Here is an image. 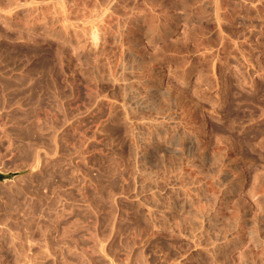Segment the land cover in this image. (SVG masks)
Listing matches in <instances>:
<instances>
[{"label":"rangeland","instance_id":"374dc122","mask_svg":"<svg viewBox=\"0 0 264 264\" xmlns=\"http://www.w3.org/2000/svg\"><path fill=\"white\" fill-rule=\"evenodd\" d=\"M61 1L0 0V264H264V0Z\"/></svg>","mask_w":264,"mask_h":264},{"label":"bare ground","instance_id":"6f19581e","mask_svg":"<svg viewBox=\"0 0 264 264\" xmlns=\"http://www.w3.org/2000/svg\"><path fill=\"white\" fill-rule=\"evenodd\" d=\"M24 1H25V0H24ZM34 1H35V0H34ZM58 1H59V0H58ZM63 1H64V0H63ZM63 1H61V2H63ZM201 1H204V0H201ZM208 1L210 2V0H208ZM212 1H213V0H212ZM212 1H211V2H212ZM218 1H219V0H218ZM218 1H216V2H217L216 4H218ZM222 1H224V0H222ZM230 1H231V0H230ZM249 1H250V0H248L247 2H249ZM254 1H255V0H254ZM258 1H259V0H258ZM49 2H50V1H49ZM192 2H193V0H192ZM196 2H197V1H196ZM205 2H206V3H205ZM205 2H204V3H205V6H207L206 4H208V6H209V2H208V3H207V1H205ZM213 2H214V1H213ZM227 2H229V0H227ZM231 2H234V3H235V1H233V0H232ZM240 2H242V0H241ZM245 2H246V1H245ZM251 2H252V1H251ZM256 2H257V1H256ZM29 3H30V2H29ZM59 3H60V2H59ZM175 3H177V2H175ZM189 3H190V0H189ZM189 3H188V4H189ZM194 3H195V2H194ZM201 3H202V2H201ZM201 3H200V4H201ZM214 3H215V2H214ZM214 3H212L213 6L215 5ZM220 3L223 4L222 2H220ZM242 3H244V1H243ZM253 3H254V2H253ZM26 4H27V3H26ZM44 4H45V2H44ZM44 4H43V5H44ZM52 4H54V2H53ZM63 4H64V3H63ZM186 4H187V3H186ZM186 4H185V5H186ZM195 4H196V3H195ZM212 4H211V5H212ZM225 4H226V6H227V3H225ZM231 4H232V3H231ZM231 4H230V5H231ZM236 4H237V3H236ZM238 4H239V3H238ZM261 4H262V3H261ZM60 5H61V4H60ZM111 5H112V4H111ZM185 5H184V6H185ZM189 5H192V4H189ZM193 5H194V4H193ZM198 5H199V4H198ZM201 5H202V4H201ZM211 5H210V6H211ZM241 5H242V4H241ZM243 5H244V4H243ZM20 6H21V5H20ZM25 6H27V5H25ZM68 6H69V5H68ZM199 6H200V5H199ZM199 6H198V7H199ZM203 6H204V5H203ZM205 6H204V7H205ZM222 6H223V5H222ZM226 6H225V7H226ZM232 6H233V5H232ZM245 6H247V5H244V8H245ZM31 7H32V6H31ZM38 7H39V6H38ZM64 7H65V6H64ZM64 7H63V8H64ZM110 7H111V6H110ZM185 7L187 8L188 5L185 6ZM214 7H215V6H214ZM214 7H213V8H214ZM216 7H217V5H216ZM216 7H215V8H216ZM218 7H219V6H218ZM220 7H221V6H220ZM234 7H235V6H234ZM234 7H233V9H234ZM236 7H237V6H236ZM236 7H235V8H236ZM241 7H243V6H241ZM247 7H249V4H248ZM25 8H26V7H25ZM86 8H87V7H86ZM112 8H113V7H112ZM151 8H152V7H151ZM190 8H191V7H190ZM195 8H196V7H195ZM199 8H200V7H199ZM205 8H207V7H205ZM211 8H212V6H211ZM221 8H222V7H221ZM226 8H227V7H226ZM226 8H225V9L222 8V9L227 10ZM228 8H229V6H228ZM238 8H239V5H238ZM249 8H250V7H249ZM252 8H253V7H252ZM105 9H106V8H105ZM191 9H192V8H191ZM207 9H208V8H207ZM231 9H232V8H230L229 10L231 11ZM260 9H261V8H260ZM9 10H10V9H9ZM63 10H64V9H63ZM111 10H112V9H111ZM184 10H185V9H184ZM196 10H197V8H196ZM203 10L206 11V9H204V8H203ZM203 10H202V12H203ZM209 10H210V9H209ZM215 10H217V9H215ZM6 11H7V10H6ZM6 11H5V12H6ZM142 11H143V10H142ZM185 11H186V10H185ZM187 11H189V9H188ZM199 11H200V9H199ZM207 11H208V10H207ZM217 11H218V10H217ZM217 11H216V12H217ZM221 11H223V10H221ZM8 12H9V11H7V13H8ZM82 12H83V11H82ZM104 12H105V11H104ZM196 12H197V11H196ZM208 12H209V11H208ZM216 12H215V13H216ZM223 12H224V11H223ZM232 12H233V11H232ZM232 12H231V13H232ZM250 12H251V11H250ZM107 13H108V12H107ZM178 13H179V12H178ZM193 13H195V11H194ZM209 13L211 14V10H210ZM229 13H230V12H229ZM229 13H228V14H229ZM255 13H256V12H255ZM257 13H258V12H257ZM36 14H37V13H36ZM110 14H111V13H110ZM130 14H131V13H130ZM132 14L134 15L133 12H132ZM185 14H186V13H185ZM203 14L205 15L206 13H203ZM217 14H218V13H217ZM258 14H259V13H258ZM108 15H109V14H108ZM112 15H113V14H112ZM190 15L192 16L191 13H190ZM193 15H194V14H193ZM197 15H198V14H197ZM197 15H195L194 17L196 18ZM201 15H202V14H201ZM211 15H212V14H211ZM219 15H220V14H219ZM219 15H218V16H219ZM221 15H223L222 12H221ZM226 15H227V14H226ZM101 16H102V14H101ZM141 16H142V15H141ZM187 16H189V13L187 14ZM209 16H210V15H209ZM214 16H215V15H214ZM102 17H103V16H102ZM104 17H106V16H104ZM111 17H112V16H111ZM122 17H123V16H122ZM128 17H129V14H128ZM131 17H132V16H131ZM138 17H140V15H139ZM194 17H192V19H193ZM199 17H200V15H199ZM204 17H205V16H203L202 18H204ZM211 17H213V16H211ZM226 17H228V16H226ZM93 18H94V17H93ZM99 18H100V16H99ZM106 18H107V19H110V16H108V17H106ZM106 18H105V19H106ZM120 18H121V17H120ZM124 18H125V16H124ZM144 18H145V17H144ZM190 18H191V17H190ZM190 18H189V19H190ZM195 18H194V20H195V24H194V26H195L196 23H197L196 21H200V18H198V16H197V18H198L199 20H196ZM206 18H208V16H207ZM214 18H215V17H214ZM214 18H213V19H214ZM220 18H221V17H220ZM224 18H225V14H224ZM224 18H223V19H224ZM229 18H230V17H229ZM258 18H259V17H258ZM133 19H134V18H133ZM136 19H137V17H136ZM217 19H218V17H217ZM217 19H214V20L217 21ZM225 19H226V18H225ZM65 20H66V19H65ZM85 20H86V19H85ZM117 20H118V19H117ZM117 20H116V21H117ZM120 20H121V19H120ZM120 20H119V21H120ZM122 20H123V19H122ZM125 20H126V19H125ZM131 20H132V19H131ZM140 20H141V19H140ZM142 20H143V19H142ZM209 20L213 21L212 18L209 19ZM209 20H208V23H209ZM218 20H219V19H218ZM230 20H231V19H230ZM230 20H229V23H230ZM76 21H77V20H76ZM105 21H106V20H105ZM105 21L102 20V22H105ZM127 21H129V20H127ZM133 21H135V20H133ZM138 21H139V20H136L135 22L138 23ZM144 21H146V20H144ZM201 21H202V20H201ZM215 21H214V24L216 23ZM219 21H220V20H219ZM221 21H222V20H221ZM223 21H224V20H223ZM87 22H88V21H87ZM89 22H91V21L89 20ZM89 22H88V23H89ZM98 22H99V21H98ZM102 22H101V24H102ZM106 22H107V21H106ZM114 22H115V21H114ZM191 22H193V21H191ZM205 22L207 23V21H205ZM239 22H240V21H239ZM64 23H65V22H64ZM93 23H94V22H93ZM107 23H108V22H107ZM109 23L112 24L113 21H112V23H111V22H109ZM118 23H119V22H116V25H117ZM120 23H121V22H120ZM122 23H123V22H122ZM122 23H121L120 26H123ZM125 23H126V22H125ZM130 23H131V21H130ZM137 23H136V25H137ZM140 23L142 24V22H139V25H141ZM143 23H144V22H143ZM206 23H205V24H206ZM208 23H207V24H208ZM224 23H226V21H224ZM232 23H233V22H232ZM232 23H230V24H232ZM65 24H66V23H65ZM99 24H100V23H99ZM105 24H106V23H105ZM200 24H201V23H200ZM207 24H206V25H207ZM211 24H212V22H211ZM217 24H218V22H217ZM221 24H222V23H221ZM221 24H220V25H221ZM227 24H228V23H227ZM251 24H252V23H251ZM90 25H91V24H90ZM90 25H89V26H90ZM95 25H96V24H95ZM112 25H113V24H112ZM130 25L132 26L133 23L130 24ZM139 25H138V26H139ZM208 25H209V24H208ZM225 25H226V24H225ZM228 25H229V24H228ZM244 25H245V24H244ZM93 26H94V25H93ZM101 26H102V25H101ZM106 26H107V25H106ZM118 26H119V25H118ZM125 26H126V25H125ZM127 26H128V25H127ZM157 26H158V25H157ZM201 26H202V25H201ZM213 26H214V25H213ZM215 26H216V25H215ZM241 26H242V25H241ZM253 26H254V25H253ZM86 27H88V26H86ZM90 27H91V26H90ZM94 27H96V26H94ZM104 27H105V26H104ZM109 27H110V26H109ZM114 27H115V24H114ZM114 27H113V28H114ZM133 27L135 28V25H134ZM139 27H140V26H139ZM142 27H143V26H142ZM204 27H205V26H204ZM204 27H203V28H204ZM206 27H207V26H206ZM219 27H220V26H219ZM225 27H227V26H225ZM230 27H231V26H230ZM230 27H228V28H230ZM243 27H245V26H243ZM243 27H242V28H243ZM247 27H248V26H247ZM88 28H89V27H88ZM88 28H87V30H88ZM99 28H100V27H99ZM105 28H107V27H105ZM122 28H124V27H122ZM126 28H127V27H126ZM129 28H130V27H128V29H129ZM197 28H198V26H197ZM201 28H202V27H201ZM210 28H211V27H210ZM213 28H214V27H213ZM222 28H224V27H222ZM228 28H227V29H228ZM262 28H263V27H262ZM85 29H86V28H85ZM85 29H83V30H85ZM89 29H90V28H89ZM107 29H108V28H107ZM109 29H110V28H109ZM109 29H108V31H109ZM120 29H121V28H120ZM136 29H137V28H136ZM217 29H219V28H217ZM225 29H226V28H225ZM227 29H226V31H228L227 33H229L231 30L229 31V30H227ZM233 29H234V28H233ZM252 29H253V28H252ZM98 30H99V29H98ZM110 30H111V29H110ZM115 30L117 31L118 28H117V29L115 28ZM115 30L113 29L114 32H116ZM121 30H122V29H121ZM121 30H119V31L121 32ZM123 30H124V29H123ZM125 30H127V29H125ZM194 30H195V29H194ZM209 30H210V29H209ZM221 30H222V29H221ZM246 30H247V28H246ZM249 30H250V29H249ZM249 30H248V31H249ZM88 31H89V30H88ZM88 31H87V32H88ZM214 31H215V30H214ZM224 31H225V30H224ZM236 31H237V30H236ZM256 31H257V30H256ZM87 32H86L85 34H87ZM89 32H90V31H89ZM94 32H95V31H94ZM109 32H110V31H109ZM111 32H112V30H111ZM114 32H113V34L116 35ZM180 32H181V31H180ZM193 32H194V31H193ZM222 32H223V30H222ZM232 32H233V30H232ZM232 32H231V33H232ZM116 33H117V32H116ZM121 33L124 34L123 32H121ZM121 33H120V34H121ZM240 33H241V32H240ZM240 33H236V34H239V35H240ZM244 33H245V32H244ZM110 34H111V33H110ZM113 34H112V35H113ZM117 34H118V33H117ZM219 34H220V33H219ZM233 34H234V33H233ZM236 34H235V35H236ZM95 35H96V34H95ZM112 35H111V36H112ZM114 35H113V36H114ZM124 35H126V34H124ZM224 35H225V34H224ZM230 35H231V34H230ZM235 35H234V36H235ZM90 36H91V35H90ZM97 36H98V34H97ZM105 36H106V35H105ZM120 36H121V35H120ZM120 36L117 35V39H118V37H120ZM237 36H238V35H237ZM250 36H251V35H250ZM122 37H123V36H122ZM240 37H241V36H240ZM243 37L245 38V36H243ZM243 37H242V38H243ZM252 37H253V36H252ZM93 38L97 39L96 36H95V37L93 36ZM93 38H92V39H93ZM233 38H234V37H233ZM237 38L240 40L239 37H237ZM237 38H236V40H237ZM242 38H241V39H242ZM244 38H243V39H244ZM250 38H251V37H250ZM114 39H116L115 36H114ZM114 39H111V40L115 41ZM247 39H248V38H247ZM231 40H232V39H231ZM234 40H235V39H234ZM228 41H229V40H228ZM237 41H238V40H237ZM254 41H255V40H254ZM93 42H95V41L93 40ZM93 42H92V43H93ZM233 42H235V41H233ZM233 42H232V43H233ZM241 42H242V41H241ZM245 42H247V41H245ZM248 43H249V41H248ZM248 43L245 44V45H244V43H243V45H244V46H249ZM94 44H95V43H94ZM238 44H239V43H238ZM96 45H97V42H96ZM175 45H176V44H175ZM239 45H240V44H239ZM241 45H242V44H241ZM261 45H262V44H261ZM234 46H235V45H234ZM236 46H237V45H236ZM240 47H241V46H240ZM78 48H79V47H78ZM237 48H238V47H237ZM257 48H258V47H257ZM245 49H246V48H245ZM236 50H237V49H236ZM239 50H240V49H239ZM242 50H243V48H242ZM262 50H263V49H262ZM243 51H244V50H243ZM237 52H238V51H237ZM241 52H242V51H241ZM245 52H246V51H245ZM263 52H264V51H263ZM239 53H240V52H239ZM243 53H244V52H243ZM246 53H247V52H246ZM180 56H181V55H180ZM255 56H256V55H255ZM90 58H91V57H90ZM182 58H183V57H182ZM256 58H257V57H256ZM178 59H179V58H178ZM111 60H112V59H111ZM241 60H242V59H241ZM244 60H245V59H244ZM249 61H250V60H249ZM239 62H240V61H239ZM137 63H138V62H137ZM177 63H178V62H177ZM225 63H226V62H225ZM250 63H251V62H250ZM259 63H260V62H259ZM77 64H78V63H77ZM120 64H121V63H120ZM182 64H183V63H182ZM79 65H81V63H80ZM262 65H264V64H262ZM89 66H90V65H89ZM247 66H248V65H247ZM250 66H251V65H250ZM259 66H260V65H259ZM263 67H264V66H262V69H263ZM177 68H178V67H177ZM179 68H180V67H179ZM247 68H248V67H247ZM250 68H251V67H250ZM256 68H258V67H256ZM260 68H261V67H260ZM212 69H213V68H212ZM254 70H255V69H254ZM258 70H259V69H258ZM259 71H260V70H259ZM263 72H264V70H263ZM263 72H262V73H263ZM248 73H249V72H248ZM252 74H253V73H252ZM244 75H245V74H244ZM243 78H244V76H243ZM248 79H249V78H248ZM244 80H245V79H244ZM246 80H247V79H246ZM239 81H240V80H239ZM256 81H257V80H256ZM93 82H94V81H93ZM240 82H241V81H240ZM244 82H245V81H244ZM252 82H254V80H252ZM258 82H260V81H258ZM245 83H246V82H245ZM256 83H257V82H256ZM118 84H119V83H118ZM126 84H127V83H126ZM253 84H254V83H253ZM257 84H259V83H257ZM128 85H129V84H128ZM240 85H241V84H240ZM122 86H123V85H122ZM242 86H243V85H242ZM254 86H255V85H254ZM128 87H129V86H128ZM256 87H257V85H256ZM262 87H263V86H262ZM252 88H255V87H252ZM123 89H125V90H126V89H127V90H130V89H128V88H123ZM172 90H173V89H172ZM255 90H256V89H255ZM257 90H258V89H257ZM260 90H261V89H260ZM130 91H131V90H130ZM170 91H171V90H170ZM128 92H129V91H128ZM176 92H177V91H176ZM178 92H179V91H178ZM258 92H259V91H258ZM131 93H132V92H131ZM131 93H130V95L134 94V93H132V94H131ZM163 93H164V92H163ZM170 93H171V92H170ZM158 94H159V93H158ZM172 94H173V93H172ZM127 95H128V94H127ZM132 96H133V95H132ZM134 97H136V96H134ZM134 97H133V98H134ZM130 99L133 100V99L131 98V96H130ZM134 99H136V98H134ZM124 100H125V99H124ZM140 100H141V99H140ZM136 101H138V100L136 99ZM144 101L146 102V100H144ZM182 101H183V100H182ZM124 102H125V101H124ZM139 102H141V101H139ZM139 102H137V104H138ZM251 103H253V102H251ZM137 104H136V105H137ZM139 104H140V103H139ZM149 104H150V103H149ZM145 105H146V104H145ZM147 105H148V104H147ZM147 107H148V106H147ZM141 108H142V104H141ZM143 108H144V107H143ZM148 108H149V107H148ZM150 108H151V107H150ZM159 109H160V108H159ZM128 111H129V110H128ZM155 111H156V110H155ZM166 111H167V110H166ZM124 114H125V113H124ZM124 116H125V115H124ZM155 116H156V115H155ZM158 116H159V115H158ZM160 116H161V115H160ZM127 117H128V116H127ZM161 117H162V116H161ZM125 119H126V118H125ZM173 119H174V118H173ZM170 121H171V120H170ZM173 121H174V120H173ZM125 122H126V121H125ZM173 124H174V123H173ZM156 132H157V131H156ZM177 133H178V132H177ZM149 136H150V135H149ZM130 138H131V137H130ZM128 139H129V138H128ZM177 139H178V138H177ZM176 144H177V143H176ZM186 146H187V145H186ZM188 147H189V146H188ZM182 149H183V148H182ZM193 150H194V149H193ZM183 151H184V150H183ZM54 153H55V152H54ZM42 154H43V153H42ZM181 154H182V153H181ZM184 154H185V153H184ZM45 155H46V154H45ZM49 155H50V154H49ZM49 155H48V156H49ZM40 157H41V156H40ZM45 157H46V156H45ZM38 158H39V157H38ZM133 158H134V157H133ZM177 158H178V157H177ZM149 159H150V157H149ZM160 159H161V158H160ZM155 160H156V159H155ZM51 162H52V161H51ZM133 163H134V162H133ZM139 165H140V164H139ZM162 166H163V165H162ZM167 166H168V165H167ZM167 166H166V167H167ZM158 167H159V166H158ZM169 167H170V166H169ZM159 168H160V167H159ZM167 168H168V167H167ZM163 169H164V168H163ZM160 172H162V171H160ZM179 172H181V171H179ZM162 173H163V172H162ZM166 173H167V172H166ZM164 174H165V173H164ZM169 176H170V175H169ZM160 177H161V176H160ZM178 177H179V176H178ZM101 178H102V177H101ZM166 181H167V180H166ZM169 181H170V180H169ZM188 181H189V180H188ZM188 181H187V182H188ZM29 183H30V182H29ZM156 183H157V182H156ZM134 188H135V187H134ZM135 189H136V188H135ZM188 189H189V188H188ZM190 189H191V187H190ZM21 191H23V190L21 189ZM28 191H29V190H27V192H28ZM96 191H97V190H96ZM103 191H104V190H103ZM137 191H138V190H137ZM139 191H140V190H139ZM177 191H178V190H177ZM24 192H25V191H24ZM98 193H99V192H98ZM153 193H155V192H153ZM153 193H152V194H153ZM22 194H23V193H22ZM22 194H21V195H22ZM24 194H25V193H24ZM28 194H29V196H30L31 193L28 192ZM138 194H139V193H138ZM141 194H142V193H141ZM177 194H179V193H177ZM26 195H27V194H26ZM26 195H24V197H25ZM99 195H100V194H99ZM157 195H158V194H157ZM27 196H28V195H27ZM31 196H32V194H31ZM72 196H73V195H72ZM139 196H140V195H139ZM150 196H151V195H150ZM153 196H154V195H153ZM153 196H151V197H153ZM155 196H156V195H155ZM49 197H50V196H49ZM99 197H100V196H99ZM104 197H105V196H104ZM148 197H149V196H148ZM31 198H33V196H32ZM31 198H29V199H31ZM46 198H47V197H46ZM73 198H74V197H73ZM73 198H72V199H73ZM79 198H80V197H79ZM136 198H138V197H136ZM19 199H20V198H19ZM25 199H26V198H25ZM25 199H24V200H25ZM155 199H156V197H155ZM230 199H231V198H230ZM20 200H21V199H20ZM24 200H23V201H24ZM27 200H28V199H27ZM153 200H154V197H153ZM153 200H152V201H153ZM161 200H162V199H161ZM177 200L179 201L180 199H177ZM29 201H30V202H31V201L33 202V200H29ZM29 201H27V202L29 203ZM79 201H80V200H79ZM182 201H183V200H182ZM182 201H181V203H182ZM10 202H12V201H10ZM20 202H21V201H20ZM156 202H157V201H156ZM184 202H185V201H184ZM8 203H9V202H8ZM12 203H13V202H12ZM14 203L17 204V202H14ZM33 203H34V202H33ZM72 203H73V201H72ZM83 203H84V202H83ZM146 203H147V202H146ZM9 204H10V203H9ZM9 204H7V205H9ZM19 204H20V203H19ZM22 204H24V202H23ZM22 204H20V206L18 205L20 209H21V207H23V206H21ZM30 204H31V203H30ZM155 204H157V203H155ZM174 204H175V203H174ZM178 204H179V203H178ZM11 205H13V204H11ZM14 205H15V204H14ZM25 205H27V204H25ZM31 205H32V204H31ZM31 205H30V206H31ZM35 205H36V203H35ZM49 205H50V204H49ZM73 205H74V204H73ZM106 205H107V204H106ZM144 205H145V204H144ZM171 205H172V204H171ZM183 205H184V204H182V206H181L182 208H183ZM186 205H187V204H186ZM16 206H17V205H16ZM27 206H28V205H27ZM30 206H29V208H26V209H28V210H27L28 212H29V209H30V211H31V210H32V211H35V212L37 211V209H36V210L31 209L32 206H31V207H30ZM33 206H34V205H33ZM101 206H102V205H101ZM153 206H154V205H153ZM157 206H158V205H157ZM159 206H161V205H159ZM6 207H7V206H6ZM8 207H9V206H8ZM74 207H75V206H74ZM96 207H97V206H96ZM172 207L174 208V206H172ZM179 207H180V204H179ZM181 207H180V208H181ZM187 207H188V206H187ZM10 208H11V207H10ZM10 208H9V209L7 208V209L10 210ZM17 208H18V207H17ZM23 208H24V207H23ZM23 208H22V216L24 217V216H26V215H23V213H24L23 211H25V210H24L25 208H24V209H23ZM33 208H34V207H33ZM141 208H142V207H141ZM148 208H149V207H148ZM167 208H168V207H167ZM170 208H171V206H170ZM170 208H169V209H170ZM175 208H176V207H175ZM188 208H189V207H188ZM191 208H192V206H191ZM13 209H14V208H13ZM13 209H12V211H11V210H10V211H11V212H14L15 215H18V213H16V212H18V211H16V207H15L14 211H13ZM20 209H18V210H20ZM38 209L41 210L40 208H38ZM72 209H73V208H72ZM75 209H76V208H75ZM100 209H101V208H100ZM169 209H168V210H169ZM192 209H193V208H192ZM5 210H6V209H5ZM5 210L3 209V211H5ZM104 210H105V209H104ZM10 211H9V212H10ZM15 211H16V212H15ZM27 211H25V212H27ZM165 211H166V210H165ZM180 211H183V210H180ZM188 211L190 212L191 210H188ZM38 212L42 213L41 211H38ZM38 212H37V213H38ZM159 212H160V211H159ZM174 212H175V211H174ZM5 213H6V212H5ZM19 213H20V212H19ZM30 213H32V212H30ZM30 213H29V215H30ZM33 213H34V212H33ZM40 213H39V214H40ZM47 213H48V212H47ZM79 213H81V212H79ZM175 213H177V212H175ZM179 213H180V212H179ZM186 213H188V212L186 211ZM12 214H13V213H12ZM24 214H25V213H24ZM35 214H36V213H35ZM42 214H43V213H42ZM42 214H41V217H43ZM84 214H85V213H84ZM192 214H193V213H192ZM4 215H6V214H4ZM8 215H9V214H8ZM8 215H7V216H8ZM19 215H20V214H19ZM32 215H34V214H32ZM32 215H30V216L27 215V216L31 218ZM44 215H45V214H44ZM46 215L49 216V214H46ZM46 215H45V216H46ZM93 215H94V214H93ZM164 215H165V214H164ZM169 215H170V214H169ZM179 215H180V214H179ZM188 215H189V213H188ZM190 215H191V214H190ZM190 215H189V216H190ZM27 216H26V217H27ZM34 216H35V215H34ZM45 216H44V217H45ZM88 216H89V215H88ZM197 216H198V215H197ZM202 216H203V215H202ZM202 216H201V217H202ZM207 216H208V215H207ZM5 217H6V216H4V219H5ZM8 217H9V216H8ZM8 217H7V218H8ZM32 217H33V216H32ZM36 217H37V216H36ZM38 217H40V215H38ZM38 217H37V218H38ZM78 217H79V216H78ZM78 217H77V218H78ZM80 217H81V216H80ZM167 217H168V216H167ZM169 217H170V216H169ZM192 217H193V215H192ZM192 217H190L189 220H191ZM210 217H211V216H210ZM212 217H213V215H212ZM233 217H234V216H233ZM233 217H232V219H233V220H236V219H234ZM235 217H236V216H235ZM0 218H2V216H1ZM7 218H6V219H7ZM15 218H16V216H15ZM15 218H14V216H13V218H12V215H11V218L9 217V219H12V220H13V219L15 220ZM17 218H18V216H17ZM37 218H36V219H37ZM46 218H47V216H46ZM49 218H50V216H49ZM174 218H175V217H174ZM182 218H183V216H182ZM194 218H195V217H194ZM203 218H205V217H203ZM203 218H202V219H203ZM213 218H214V217H213ZM236 218H238V216H237ZM4 219H3V220H4ZM28 219H29V218H28ZM38 219H39V218H38ZM50 219H51V218H50ZM52 219H53V218H52ZM52 219H51V220H52ZM58 219H59V218H58ZM104 219H105V216H104ZM192 219H193V218H192ZM198 219H199V218H198ZM209 219H210V218H208V220H209ZM216 219H217V218H216ZM33 220H35L34 217H33ZM39 220H40V219H39ZM44 220H45V219H44ZM80 220H81V219H80ZM175 220H177V219L175 218ZM182 220H184V219H182ZM193 220H194V219H193ZM195 220H196V219H195ZM233 220H232V221H233ZM0 221H1V220H0ZM47 221H48V220H46L45 222H47ZM204 221H206V219H205ZM232 221H230L231 224H233V223L235 222V221H233V223H232ZM236 221H238V220H236ZM5 222H6V220H5ZM7 222H8V221H7ZM11 222H12V221H11ZM30 222H32V220H30ZM48 222H49V221H48ZM48 222L45 223L44 225L48 224ZM52 222H55V221H52ZM169 222H170V221H169ZM186 222H187V221H186ZM192 222H193V221H192ZM207 222H209V221H207ZM207 222H206V223H207ZM214 222H215V221H214ZM216 222L220 223L219 221H216ZM239 222H240V220H239ZM32 223H33V222H32ZM32 223L29 224V222H28V223H26V224L31 225ZM57 223H58V222H57ZM74 223H76V222H74ZM91 223H92V222H91ZM103 223H104V222H103ZM153 223H154V222H153ZM181 223H184V221L181 222ZM198 223H199V222H198ZM210 223H211V221H210ZM218 223H217V224H218ZM0 224L3 225V223H1V222H0ZM4 224L6 225V223H4ZM23 224L26 225L25 223H23ZM36 224H37V222H36ZM39 224H42V223L39 222ZM51 224H52V223H50V225L48 224L49 226H47V227H50V226L52 227ZM68 224H69V223H68ZM68 224H67V225H68ZM76 224H78V223H76ZM154 224H155V223H154ZM178 224H179V223H178ZM191 224H193V223H191ZM213 224H214V223H213ZM228 224H230V223H228ZM234 224H236V226H237V222H235ZM9 225H10V223H9ZM16 225H17V224H16ZM24 225H23V226H24ZM28 225H27V226H28ZM33 225H35V224H33ZM33 225H32V226H33ZM71 225H74V226H75V224H71ZM79 225H81V224H79ZM119 225H120V224H119ZM188 225H189V224H188ZM199 225H200V224H199ZM201 225H202V224H201ZM208 225H209V224H208ZM210 225H211V224H210ZM210 225H209V226H210ZM240 225H241V224H240ZM10 226H11V225H10ZM12 226H13V225H12ZM53 226L55 227V225H53ZM57 226H58V225H57ZM68 226H69V225H68ZM68 226H66V227H68ZM74 226H73V228H74ZM104 226H105V225H104ZM154 226H155V225H153V227H154ZM156 226H158V225H156ZM159 226H160V225H159ZM174 226H175V225H174ZM196 226H197V225H196ZM214 226H216V225H214ZM217 226H219V225H217ZM217 226H216V227H217ZM5 227H6V226H5ZM7 227H9V226H7ZM15 227H16V226H15ZM17 227H18V226H17ZM29 227H30V226H29ZM36 227H38V225H37ZM41 227H42V225H41ZM54 227H53V229H54ZM66 227H65V228H66ZM71 227H72V226H71ZM76 227H77V226H75V228H76ZM79 227H82V226H79ZM93 227H94V226H93ZM96 227H97V226H96ZM96 227H94V228H96ZM163 227H164V226H163ZM176 227H177V226H176ZM180 227H181V226H180ZM197 227H200V226H197ZM202 227H204V226H202ZM202 227H201V228H202ZM30 228H31V227H30ZM33 228H34V226H33L31 229H32V230H35V229H33ZM43 228H44V227H43ZM55 228H57V227H55ZM73 228H72V229H73ZM77 228H78V227H77ZM86 228H87V227H86ZM88 228H92V227H88ZM154 228H155V227H154ZM161 228H162V227H161ZM161 228H160V229H161ZM173 228H174V227H173ZM178 228H179V227H178ZM178 228H177V229H178ZM195 228H196V227H194V229H195ZM205 228H206V226H205ZM210 228H212V226H211ZM232 228H233V226H232ZM3 229H4V228H3ZM9 229L11 230V228H8V230H9ZM12 229H13V228H12ZM15 229H16V228H15ZM23 229H24V227H23ZM31 229H30V230H31ZM50 229H51V228H50ZM63 229H64V228H63ZM68 229H69V228H67V231H68ZM82 229H83V228H82ZM92 229H93V228H92ZM109 229H110V228H109ZM164 229H165V228H163V231H164ZM169 229H171V228H169ZM174 229H175V228H174ZM181 229H182V227H181ZM196 229H197V228H196ZM196 229H195V230H196ZM198 229H199V228H198ZM198 229H197V230H198ZM203 229H204V228H203ZM203 229H201V230H203ZM213 229H214V228H212V229H210V230H213ZM230 229H231V228H230ZM6 230H7V228H6ZM36 230H37V229H36ZM39 230H41V229L39 228ZM39 230H37V231H39ZM45 230H47V229L45 228ZM54 230L56 231V230H58V229H54ZM60 230H62V229H60ZM74 230H75V229H74ZM96 230H97V229H96ZM111 230H112V229H111ZM172 230H173V229H172ZM199 230H200V229H199ZM199 230H198V233H199ZM214 230L216 231V229H214ZM232 230H234V229H232ZM255 230H256V229H254L253 231H255ZM11 231H12V230H11ZM11 231H9V232L11 233ZM22 231H23V230H22ZM24 231H25V230H24ZM41 231H42V230H41ZM41 231H40V233H41ZM50 231H51V230H49V232H50ZM55 231H53V232H55ZM58 231H59V230H58ZM62 231H63V230H62ZM62 231H61V232H62ZM76 231H77V230H76ZM80 231H81V230H80ZM93 231H94V229L92 230V232H93ZM104 231H105V230H104ZM109 231H110V230H109ZM175 231L177 232V230H175ZM175 231H174V232H175ZM180 231H181V230H180ZM206 231H208V228H207ZM217 231H218V230H217ZM12 232H13V231H12ZM17 232H18V231H17ZM29 232H31V231H29ZM29 232H27L26 237L28 236V233H29ZM33 232H34V231H33ZM35 232H36V231H35ZM56 232H57V231H56ZM63 232L65 233V231H63ZM63 232H62V233H63ZM74 232H75V231H74ZM78 232H79V231H77V233H78ZM82 232H83V231H82ZM95 232H96V231H95ZM95 232H94V233H95ZM145 232H146V230H145ZM172 232H173V231H172ZM195 232H196V231H195ZM200 232H201V231H200ZM210 232H212V231H210ZM255 232H256V231H255ZM3 233H4V232H3ZM14 233H15V232H14ZM14 233H13V234H14ZM25 233H26V232H25ZM37 233H38V232H37ZM40 233H39V234H40ZM42 233H44V231H43ZM42 233H41V234H42ZM62 233H61V234H62ZM64 233H63V235H64ZM72 233H73V232H72ZM72 233H68V234L71 236ZM77 233H75L74 235H76ZM84 233H86V232H84ZM88 233H89V232H88ZM97 233H98V232H97ZM103 233H104V232H103ZM179 233H180V232H179ZM202 233H203V232H202ZM206 233H207V232H206ZM215 233H217V232H215ZM215 233H214V234H215ZM253 233H254V232H252V234H253ZM8 234H9V233H8ZM13 234H12V235H13ZM16 234H17V233H16ZM16 234H14V235H16ZM41 234H40V235H41ZM51 234H52V232H51ZM58 234H59V236H61L60 233H58ZM66 234H67V233H65V237H67ZM68 234H67V235H68ZM80 234H81V233H80ZM80 234H79V235H80ZM86 234H87V233H86ZM148 234H149V233H148ZM194 234H195V233H194ZM250 234H251V232H250ZM252 234H251V237L253 236ZM2 235H3V234H2ZM12 235H11V236H12ZM17 235H18V234H17ZM20 235H21V234H20ZM24 235H25V234H24ZM31 235H32V233H31ZM40 235H39V237L41 238ZM43 235H44V234H42V238H43ZM77 235H78V234H77ZM93 235H94V234H93ZM96 235H97V234H96ZM102 235H103V234H102ZM109 235H110V234H109ZM109 235H108V236H109ZM190 235H193V234H190ZM198 235H199V234H198ZM198 235H197V236H198ZM201 235H202V234H201ZM209 235H211V234H209ZM209 235L207 234V236H209ZM216 235H217V234H216ZM216 235H215V236H216ZM254 235L256 236L257 233L254 234ZM4 236H5V235H4ZM29 236H30V235H29ZM29 236L27 237V239L29 238ZM33 236H34V234H33ZM33 236H32V238H33ZM45 236H46V233H45ZM45 236H44V237H45ZM49 236H51V235H49ZM70 236H69V237H70ZM91 236H92V234H91ZM91 236H90V239H94V238H91ZM98 236H99V235H98ZM98 236H96V238H97ZM212 236L214 237V235H212ZM2 237H3V236H2ZM8 237H9V236H8ZM8 237H6V239H8L10 242L13 241V243L11 242V243H12L11 245H12V246L14 245L13 248H14L15 253H16V250H17V249H16V246L19 247V245H17V242H18L17 237H15V236H13V237H9V238H8ZM18 237H19V236H18ZM20 237H21V236H20ZM20 237H19V238H20ZM22 237H23V236H22ZM26 237H23V238H26ZM35 237H36V236H34V238H33L34 240H33V241H35ZM69 237H68V238H69ZM149 237H150V236H149ZM199 237H200V236H199ZM199 237H198V238H199ZM204 237H205V236H204ZM209 237H210V236H209ZM218 237H219V236H218ZM257 237H258V236H256V238H257ZM3 238H4V237H3ZM10 238H12V239H10ZM23 238H22V239H23ZM42 238H41V239H42ZM52 238H53V237H52ZM52 238H51V239H52ZM70 238H71V237H70ZM76 238L78 239V237H76ZM83 238H84V237H83ZM85 238H86V237H85ZM96 238H95V239H96ZM99 238H100V237H99ZM99 238H97V240H95V242L97 241L98 244L100 243V242H98V241H99V240H98ZM202 238H203V237H202ZM214 238H215V237H214ZM214 238H213V239H214ZM252 238H253V237H252ZM6 239H5V240H6ZM38 239H39V238H38ZM41 239H40V240H41ZM45 239H48L47 241H51V240H49L50 237H49V238L47 237V238H45ZM59 239H61V238H58V242L61 241V240L59 241ZM62 239H63V238H62ZM71 239H72V238H71ZM102 239H103V238H102ZM149 239H150V238H149ZM193 239H194V238H193ZM199 239H200V238H199ZM209 239H211V237H210ZM213 239H212V240H213ZM215 239L217 240V237H216ZM231 239H232V238H231ZM253 239H254V238H253ZM1 240H2V239H1ZM16 240H17V241H16ZM25 240H26V239H25ZM25 240H23V242H24ZM30 240H31V238H30ZM42 240H43V239H42ZM63 240H64V239H63ZM65 240L67 241V239H65ZM65 240H64V241H65ZM73 240H76V239L74 238ZM78 240H79V239H78ZM78 240H76V241H78ZM81 240L83 241L84 239H81ZM81 240H79V241H81ZM111 240H112V239H111ZM212 240L210 241V244H211ZM216 240H215V241H216ZM233 240L236 241L235 238H233ZM255 240H256V239H255ZM255 240H254V241H255ZM258 240L260 241L259 238H258ZM2 241H3V240H2ZM2 241H1V242H2ZM9 241H8V242H9ZM27 241L29 242V240H27ZM31 241H32V240H31ZM53 241H54V240H53ZM55 241H56V240H55ZM55 241L52 242V243H55ZM64 241H62V242H64ZM68 241H69V240H68ZM76 241H75V242H76ZM86 241L89 243V240H86ZM90 241H91V240H90ZM198 241H199V240H198ZM201 241H202V240H201ZM218 241H219V240H218ZM252 241H253V240H252ZM1 242H0V243H1ZM19 242H21L20 244H22L21 238H20ZM19 242H18V243H19ZM25 242H26V241H25ZM28 242H27V243H28ZM45 242H46V241H45ZM58 242H57V243H58ZM69 242H73V241L70 240ZM69 242H67V245H68ZM93 242H94V241H93ZM102 242H103V241H102ZM151 242H152V241H151ZM207 242H209V240H207ZM213 242H214V241H213ZM213 242H212V243H213ZM256 242H257V240H256ZM4 243H5V242H4ZM29 243H31V242H29ZM32 243L34 244V242H32ZM32 243H31V245H32ZM37 243H39V242H37ZM42 243H43V241H42ZM42 243H39V244H42ZM46 243H49V242H46ZM84 243H85V242H84ZM91 243H92V241H91ZM165 243H167V242H165ZM219 243H220V242H219ZM253 243H254V242H253ZM260 243H261V242H259L258 244H260ZM5 244H6V243H5ZM9 244H10V243H9ZM9 244H7V247H8ZM24 244H25V243H24ZM61 244L64 245V243H61ZM72 244H73V243H72ZM74 244H76V248H77V243H74ZM103 244H104V243H103ZM202 244H203V243H202ZM204 244H205V243H204ZM208 244H209V243H208ZM255 244H256V243H254V245H255ZM2 245H3V243H2ZM2 245H1V246H2ZM31 245L29 244L30 248H29V246H27V247H28V249H27L28 252H27V253H25V252H24L23 254L21 253V256H23V258L21 257L22 259H20V257H19L17 254L14 255V254L12 253V254H13V257H12V254H11V257H12L13 259H12V258H10V259L13 260V264H37V262L34 261V259H33V255H34V257H35V253L33 252V255L31 254V252H32V250H33L31 247L34 246L35 244L32 245V246H31ZM42 245L44 246V244H42ZM42 245H41V246H42ZM52 245H53V244H52ZM59 245H60V244L58 243L57 246H59ZM69 245H70V243H69ZM69 245H68V247H70ZM79 245L81 246V244H79ZM79 245H78V248H79ZM84 245H85V244H84ZM95 245H96V243H95ZM99 245H100V244H99ZM99 245H98V246H99ZM217 245H218V243H217ZM222 245H223V244H222ZM222 245H221V246H222ZM225 245H226V244H225ZM12 246H11V247H12ZM39 246H40V245H39ZM48 246H49V248H51L49 244H48ZM48 246H47V247H48ZM53 246H54V245H53ZM64 246H66V245H64ZM64 246H63V247H64ZM71 246H72V245H71ZM196 246H197V245H196ZM209 246H210V245H209ZM211 246H213V245H211ZM215 246H216V245H215ZM215 246H213V247H215ZM219 246H220V244H219ZM221 246H220V248H221ZM257 246H258V245H257ZM257 246H255V248H256ZM261 246H262V245H261ZM3 247H4V246H3ZM3 247H2V248H3ZM24 247H25V246H23V248H24ZM27 247H26V248H27ZM37 247H38V246H37ZM55 247H56V243H55ZM66 247H67V246H66ZM68 247H67V248H68ZM74 247H75V245H74ZM74 247H73V248H74ZM207 247H208V246H207ZM230 247H231V246H230ZM259 247H260V245H259ZM4 248H5V247H4ZM4 248H3V249H4ZM9 248H10V246H9ZM20 248H21V246H20ZM20 248H19L18 250H21ZM34 248H35V247H34ZM56 248L58 249V247H56ZM60 248H61V246H60ZM70 248H71V247H70ZM70 248H69V249H70ZM169 248H170V247H169ZM217 248H218V247H217ZM227 248H228V247H226V249H227ZM231 248H232V247H231ZM262 248H264V247H262ZM262 248H261V250H262V252H263L264 250H263ZM24 249H25V248H24ZM38 249H39V248H38ZM40 249H41V248H40ZM47 249H48V248H47ZM52 249L55 250V248H52ZM62 249H63V248H62ZM62 249H61V250H62ZM69 249H67V250H69ZM80 249H81V248H80ZM212 249H213L212 251H215L214 248H212ZM258 249H259V248H258ZM4 250H5V249H4ZM6 250H9V249H6ZM6 250H5V252H6ZM11 250H12V249H11ZM14 250H13L12 252H14ZM18 250H17V251H18ZM41 250H42V249H41ZM41 250H40V251H41ZM43 250H45V249L43 248ZM43 250H42V251H43ZM50 250H51V249H50ZM59 250H60V249H59ZM63 250H64V249H63ZM67 250H66V248H65V251H66V252H68ZM70 250H72V248H71ZM88 250H89V249H88ZM90 250H91V249H90ZM207 250H208V249H207ZM227 250H228V249H227ZM227 250H226V252H227ZM261 250H259V251H261ZM22 251H23V249H22ZM24 251H26V249H25ZM42 251H41V252H42ZM46 251H47V250H46ZM48 251H49V250H48ZM48 251H47V252H48ZM55 251H56V250H55ZM81 251H84V249L81 250ZM104 251H105V250H104ZM108 251H109V249H108ZM217 251H218V250H217ZM219 251H220V250H219ZM2 252L5 253L4 251H2ZM2 252H1V253H2ZM8 252H9V251H8ZM10 252H11V251H10ZM19 252H20V251H19ZM35 252L38 253L39 251L37 252V250H36V248H35ZM41 252H40V253H41ZM56 252H57V251H56ZM56 252H53V251H52L53 254H54V253L56 254ZM63 252H64V251H63ZM63 252H62V253H63ZM70 252H71V251H70ZM85 252H87V250L84 251V253H85ZM209 252H211V251H209ZM215 252H216V251H215ZM220 252H221V251H220ZM72 253H73V252H72ZM80 253H82V252H80ZM222 253H224V252H222ZM257 253H258V252H257ZM259 253H260V252H259ZM259 253H258V254H259ZM5 254H6V253H5ZM5 254H4V255H5ZM7 254H8V253H7ZM7 254H6V258L8 259ZM44 254H46V253H44ZM53 254H52V256H53ZM64 254H65V253H63V256L67 257V255H66V254L64 255ZM67 254H68V253H67ZM75 254H77V253H75ZM75 254H74V255H73V254H70V255H73V257L76 258V257H75V256H76ZM78 254H79V253H78ZM78 254H77V255H78ZM88 254H89V253L87 252V256H88ZM209 254H210V253H209ZM213 254H214V253H213ZM219 254H220V253H219ZM0 255H1V254H0ZM59 255H60V254H59ZM68 255H69V254H68ZM90 255H91V254H89V256H90ZM207 255H208V254H207ZM210 255H212V254H210ZM215 255H217V254H215ZM222 255H223V254H222ZM226 255H227V254H226ZM243 255H244V254H243ZM243 255H241V256H242L241 258H244ZM255 255H256V254H255ZM255 255H254V256H255ZM260 255H261V254H259V256H260ZM8 256H10V254H9ZM14 256H15V258H14ZM37 256H38V254H37ZM39 256H41V255H39ZM43 256H44V255H43ZM45 256H46V255H45ZM45 256H44V257H45ZM47 256H49V253H47ZM50 256H51V255H50ZM52 256H51V257H52ZM55 256L57 257V255H55ZM61 256H62V255H60L59 257H61ZM78 256H79V255H78ZM78 256H77V258H78ZM80 256H82V255H80ZM87 256H83V258H84V257H87ZM128 256H129V255H128ZM175 256H176V255H175ZM223 256H225V255H223ZM223 256H222V257H223ZM256 256H257V255H256ZM262 256H263V254H262ZM2 257H3V255H2ZM41 257H42V256H41ZM41 257H40V258H41ZM59 257H58V258H59ZM70 257H72V256H70ZM95 257H96V256H95ZM176 257H177V256H176ZM176 257H175V258H176ZM178 257H179V256H178ZM208 257H209V255H208ZM208 257H207V259H208ZM215 257H216V256H215ZM215 257H214V258H215ZM226 257H227V256H226ZM257 257H258V256H257ZM257 257H255V258H257ZM263 257H264V256H263ZM37 258H39V257H37ZM37 258H36V260H37ZM40 258H39V260H40ZM46 258L49 259L48 257H46ZM68 258H69V257H68ZM68 258H67V259H68ZM90 258H91V257H90ZM138 258H139V257H138ZM214 258L212 257V259H214ZM217 258H218V257H217ZM217 258H216V259H217ZM219 258H220V257H219ZM245 258H246V256H245ZM259 258H262V257H259ZM259 258H258V259H259ZM2 259H3V258H2ZM47 259H46V260H47ZM53 259H54V257H53ZM60 259H61V258H60ZM62 259H63V258H62ZM62 259H61V260H62ZM71 259H73V258H71ZM79 259H80V258H79ZM96 259H97V258H96ZM210 259H211V256H210ZM210 259H209V261H210ZM212 259H211V260H212ZM216 259H215V260H216ZM250 259H251V257L249 258V260H250ZM5 260H6V259H5ZM8 260H9V259H8ZM43 260H44L43 263H46V262H45V258H43ZM50 260H51V258H50ZM50 260H49V261H50ZM64 260H66V259H63L62 262H64ZM73 260H74V259H73ZM73 260H72V261H73ZM77 260H78V259H77ZM77 260H76V261H77ZM81 260H82V257H81ZM83 260H84V259H83ZM99 260H100V259H99ZM129 260H130V259H129ZM218 260H219V259H218ZM240 260H241V259H240ZM245 260H246V259H245ZM245 260H244V261H245ZM249 260H248V261H249ZM254 260H255V259H254ZM263 260H264V258H263ZM0 261H1V260H0ZM3 261H4V260H3ZM47 261H48V260H47ZM49 261H48V262H49ZM56 261H57V260H56ZM68 261H71V260H68ZM72 261H71V262H72ZM74 261H75V260H74ZM74 261H73V262H74ZM78 261H79V260H78ZM90 261H91V260H90ZM90 261H89V263H90ZM93 261H94V260H93ZM216 261H217V260H216ZM220 261H222V258H221V260H219V262H220ZM250 261H251V260H250ZM252 261H253V260H252ZM252 261H251V262H252ZM261 261H262V259H261ZM9 262H10V261H9ZM9 262H8V263H9ZM35 262H36V263H35ZM38 262H40V261H38ZM41 262H42V261H41ZM50 262H52V261H50ZM50 262H49V264H51ZM53 262H54V261H53ZM59 262H60V261H59ZM66 262H67V261H66ZM66 262H65V263H66ZM87 262H88V260H87ZM148 262H149V261H148ZM242 262H243V259H242ZM251 262H250V263H251ZM254 262H255V261H254ZM259 262H260V261H259ZM0 263H2V262H0ZM65 263H63V264H65ZM67 263H68V262H67ZM67 263H66V264H67ZM69 263H70V262H69ZM76 263H77V262H75L74 264H76ZM80 263H81V262H79V264H80ZM215 263H216V262H215ZM243 263H244V262H243ZM243 263H242V264H243ZM246 263H247V262H246ZM250 263H249V264H250ZM5 264H6V262H5ZM9 264H10V263H9ZM39 264H40V263H39ZM41 264H42V263H41ZM47 264H48V263H47ZM52 264H53V263H52ZM54 264H56V263H54ZM58 264H59V263H58ZM71 264H72V263H71ZM82 264H84V261L82 262ZM85 264H86V262H85ZM105 264H106V263H105ZM170 264H171V263H170ZM172 264H173V263H172ZM188 264H189V263H188ZM210 264H212V263H210ZM253 264H254V263H253ZM255 264H256V263H255ZM261 264H262V263H261Z\"/></svg>","mask_w":264,"mask_h":264},{"label":"water","instance_id":"95a60500","mask_svg":"<svg viewBox=\"0 0 264 264\" xmlns=\"http://www.w3.org/2000/svg\"><path fill=\"white\" fill-rule=\"evenodd\" d=\"M18 175H20L19 173H4L1 169H0V183H4L7 181H12L14 180ZM111 264H115L112 260H111Z\"/></svg>","mask_w":264,"mask_h":264}]
</instances>
